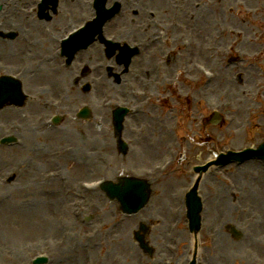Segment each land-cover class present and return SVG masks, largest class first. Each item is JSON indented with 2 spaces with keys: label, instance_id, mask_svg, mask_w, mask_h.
Masks as SVG:
<instances>
[{
  "label": "rangeland",
  "instance_id": "1",
  "mask_svg": "<svg viewBox=\"0 0 264 264\" xmlns=\"http://www.w3.org/2000/svg\"><path fill=\"white\" fill-rule=\"evenodd\" d=\"M187 2L183 4L184 20L187 22L195 17V30L200 34H196L197 41L194 40L190 54L183 48H162L156 44L142 55L141 76L150 83H153L152 78L160 76L159 81L151 85L152 88L156 86L157 95L152 100L156 118L148 119L143 131L138 130V119L134 120L127 136L131 143L127 155L117 153L108 120L111 113L108 108L101 107L106 95H110L108 99L112 97L114 103L119 99L117 86L110 79H105V83L96 81V84L89 80L93 89L87 96L71 84L66 85L71 90L66 89L63 79L55 80L53 85L51 78L49 81L34 79L30 81L34 84L26 85V90L32 93L25 107L0 113V137L12 134L18 140L13 147L0 145V204L5 203V208L14 207L19 213L14 227L0 223V264H31L38 254L49 258L47 264H164L169 255L168 245L171 263L189 264L193 242L185 219L182 192L194 179L191 167L206 162L218 152L256 147L264 141V36L262 38L257 32L260 33L263 29L258 28L264 26V0ZM164 7L168 13L163 20L167 21L175 9L166 4ZM75 17L78 22L79 14ZM131 17V11L126 10L113 21L110 32H123L124 24H128ZM144 17L149 22V17ZM223 28L240 32L242 38L245 32V39H249L242 47L236 46L249 52V59L233 71L226 70L215 57L219 49L237 43L234 35L228 37L220 33ZM39 33L47 37L45 32ZM181 35L184 34L173 32L172 43ZM38 40L40 42L41 38ZM22 45H5L0 62L4 64L8 49H16L19 53ZM46 48L28 46L23 58L17 60H35L49 53ZM166 54L171 55L168 66L162 62ZM91 55L96 60V50ZM192 62L218 69L219 77L210 86L208 102L199 93L196 80L192 87L187 86L189 80L185 79H179L175 87L168 86L169 81L176 79L180 67ZM13 64L5 65L16 70L18 67ZM55 67L53 63L48 65L49 70ZM238 73H241V83L236 78ZM48 84L53 88V99L64 97L63 108L67 111L62 123L51 130L41 129L36 119L38 115L53 113V109H46L51 100L49 94L38 92L39 85L47 87ZM213 87L216 90L212 91ZM85 98L92 107L93 119L81 123L68 114L72 115ZM213 105H218L224 115L218 126L211 125L206 116ZM200 115L207 117L202 127L197 122ZM146 147L148 156L138 159L137 152ZM170 150L180 151L184 157L177 155L175 166L169 171L167 168L161 170L166 172L151 179L152 198L135 215H121L118 204L108 201L102 193L76 191L78 182L103 176L113 179L118 173H143L167 158ZM53 170L59 172L61 182L46 181L47 171ZM9 174H15L16 179L6 184L4 179ZM199 195L212 212L203 211V219L204 215L206 219L202 220L198 235L196 264H264V162L249 160L241 165L231 163L211 168L200 181ZM55 196L62 201L58 208L53 205L49 209L47 204H52ZM219 197L227 200L230 207L227 222L219 210V214L213 212ZM36 214H45L48 223L58 226L57 231H50L47 225L42 229L35 226ZM87 217L91 218L85 220ZM141 221L150 226L148 240L155 249L151 259L131 238ZM229 223L241 231V239H233L225 230ZM174 239L177 242L172 243ZM126 255L131 257L127 260Z\"/></svg>",
  "mask_w": 264,
  "mask_h": 264
},
{
  "label": "bare ground",
  "instance_id": "2",
  "mask_svg": "<svg viewBox=\"0 0 264 264\" xmlns=\"http://www.w3.org/2000/svg\"><path fill=\"white\" fill-rule=\"evenodd\" d=\"M211 84H212V81L210 82L209 85H211ZM146 153H148V151L144 150V154H146ZM143 156H148V155H143ZM247 165L251 166L252 164L251 163H247ZM58 177H60V174L58 175ZM55 192H57V191H54V193ZM245 200H247V198ZM61 201H62V199L59 198V196H55V198L51 202L52 204H47L49 206L48 208L52 209L51 207L53 205H55L56 208H58L59 204L61 203ZM215 203H216V208L214 209L213 212L216 213V214H219V212L217 211V210H219L220 213L222 214V216L224 217V222H227V217L230 214V207H229L228 201L225 200V199H222L221 197H219L218 200L215 201ZM4 204H0V223L7 224L8 227H14L15 226L14 224L16 222L15 219L19 216V213L16 210V208H14V207L5 208ZM243 211H244V213H247L246 210L243 209ZM206 212H212V210L207 206ZM36 218H37L38 221L37 220L34 221L35 222V226H37L39 229H42L44 225H47V226H50V228H49L50 231H52V232H54V231L56 232L57 231L58 226H53L51 223H48V221H46L45 214H42V215L36 214ZM130 257L131 256H127L126 255L125 258L128 260Z\"/></svg>",
  "mask_w": 264,
  "mask_h": 264
},
{
  "label": "water",
  "instance_id": "3",
  "mask_svg": "<svg viewBox=\"0 0 264 264\" xmlns=\"http://www.w3.org/2000/svg\"><path fill=\"white\" fill-rule=\"evenodd\" d=\"M130 184H127L126 186L119 188L118 186H109L106 188L107 190V193L108 195L113 198V197H116L118 198L120 201H124V202H127V200H131L134 198V195L132 192H128V188H130ZM135 188V186H134ZM196 189V187H194ZM194 189V190H195ZM193 190V194L195 193ZM145 193L143 192V190H140L139 191V195L140 197L142 198L143 202H145L147 200V197H148V194L144 195ZM190 206V213H191V216H197V209H198V203L196 202V200L194 199L192 203L189 204ZM188 206V205H187ZM194 220H195V217H194Z\"/></svg>",
  "mask_w": 264,
  "mask_h": 264
},
{
  "label": "flooded vegetation",
  "instance_id": "4",
  "mask_svg": "<svg viewBox=\"0 0 264 264\" xmlns=\"http://www.w3.org/2000/svg\"><path fill=\"white\" fill-rule=\"evenodd\" d=\"M0 5L2 6L0 13V30L8 31L12 26H20L21 18L15 12L11 0H0Z\"/></svg>",
  "mask_w": 264,
  "mask_h": 264
}]
</instances>
